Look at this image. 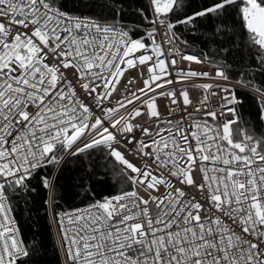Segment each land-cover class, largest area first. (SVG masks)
Here are the masks:
<instances>
[{
	"label": "snow or ice",
	"instance_id": "snow-or-ice-1",
	"mask_svg": "<svg viewBox=\"0 0 264 264\" xmlns=\"http://www.w3.org/2000/svg\"><path fill=\"white\" fill-rule=\"evenodd\" d=\"M188 8L0 0V264H40L15 214L38 189L59 264H264V0Z\"/></svg>",
	"mask_w": 264,
	"mask_h": 264
},
{
	"label": "trees",
	"instance_id": "trees-1",
	"mask_svg": "<svg viewBox=\"0 0 264 264\" xmlns=\"http://www.w3.org/2000/svg\"><path fill=\"white\" fill-rule=\"evenodd\" d=\"M140 0H137L139 3ZM203 0H188L189 12L193 8H197ZM210 28L209 21H201L200 30L194 33H184V38L189 41L192 48L188 51H193L202 46L201 41L206 39L205 33ZM183 32V29H180ZM207 50V49H205ZM230 63L234 66L239 65L240 58L238 55H231L228 57ZM252 105L251 99L246 100V106L243 109L245 117H248L250 106ZM252 119H255V109H251ZM104 184L94 185L95 191L101 195L107 194L108 191L118 190L122 185L119 183V177H114L111 171L104 176ZM75 181L72 179L69 172H64L61 176V184L64 185V189L59 191L58 199L61 209H68L73 206H83L81 204V197L74 195L79 190L72 185ZM46 198V193L38 189L36 193H30L29 197H26L27 204L21 201L16 210V216L19 220V226L24 233L25 237L32 241L35 238L41 241L43 247L41 248L40 264H59L61 257L59 256L58 246L54 236L53 227L47 213L46 206L43 205V199ZM39 205V207H37Z\"/></svg>",
	"mask_w": 264,
	"mask_h": 264
},
{
	"label": "built area",
	"instance_id": "built-area-1",
	"mask_svg": "<svg viewBox=\"0 0 264 264\" xmlns=\"http://www.w3.org/2000/svg\"><path fill=\"white\" fill-rule=\"evenodd\" d=\"M193 67H195V65H193ZM128 72H134L135 75H137V76L139 75V73L136 72L135 70H128ZM128 72H126V75H128ZM122 80H123V78H122ZM124 82L126 83V81H124ZM118 87H119V85H118ZM120 91H121V93H123L124 92V89L121 88ZM189 91H190L191 95L193 96V98H195L197 96V94L200 92V90L199 89H196V88H189ZM49 218H50V216H49ZM50 221H51V218H50ZM52 227H53L55 239L57 241L56 229H55V227L53 225H52Z\"/></svg>",
	"mask_w": 264,
	"mask_h": 264
},
{
	"label": "bare ground",
	"instance_id": "bare-ground-1",
	"mask_svg": "<svg viewBox=\"0 0 264 264\" xmlns=\"http://www.w3.org/2000/svg\"><path fill=\"white\" fill-rule=\"evenodd\" d=\"M50 219V218H49Z\"/></svg>",
	"mask_w": 264,
	"mask_h": 264
}]
</instances>
